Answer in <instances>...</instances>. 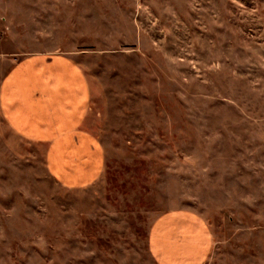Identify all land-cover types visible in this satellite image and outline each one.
Returning a JSON list of instances; mask_svg holds the SVG:
<instances>
[{
	"label": "rangeland",
	"instance_id": "rangeland-1",
	"mask_svg": "<svg viewBox=\"0 0 264 264\" xmlns=\"http://www.w3.org/2000/svg\"><path fill=\"white\" fill-rule=\"evenodd\" d=\"M32 55L87 76L98 169L0 105V264H157L175 210L212 230L207 264H264V0H0V89Z\"/></svg>",
	"mask_w": 264,
	"mask_h": 264
},
{
	"label": "crops",
	"instance_id": "crops-1",
	"mask_svg": "<svg viewBox=\"0 0 264 264\" xmlns=\"http://www.w3.org/2000/svg\"><path fill=\"white\" fill-rule=\"evenodd\" d=\"M0 91L4 116L17 134L49 149L74 148L58 161L66 164L67 171L77 180L94 181L98 142L82 130L91 88L75 60L32 55L18 63ZM82 146L90 147L91 153H82ZM150 230V255L157 264L209 261L214 248L213 234L200 215L188 210L169 211L158 217Z\"/></svg>",
	"mask_w": 264,
	"mask_h": 264
}]
</instances>
